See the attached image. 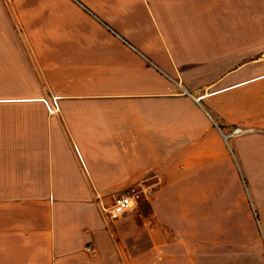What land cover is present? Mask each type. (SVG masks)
I'll list each match as a JSON object with an SVG mask.
<instances>
[{"label":"crops","instance_id":"0c3cea01","mask_svg":"<svg viewBox=\"0 0 264 264\" xmlns=\"http://www.w3.org/2000/svg\"><path fill=\"white\" fill-rule=\"evenodd\" d=\"M211 5L264 0H0V264H243L211 215L264 181V44Z\"/></svg>","mask_w":264,"mask_h":264},{"label":"rangeland","instance_id":"374dc122","mask_svg":"<svg viewBox=\"0 0 264 264\" xmlns=\"http://www.w3.org/2000/svg\"><path fill=\"white\" fill-rule=\"evenodd\" d=\"M16 7L22 8L24 6ZM210 7L211 14L214 13L213 15L217 16L218 14L216 13H219L222 17V13H224L227 17L226 20L229 19L228 17L230 14L233 15L235 13L236 16L241 19H239L238 22H226L232 25L239 24L243 33L249 30H257L259 46L264 44V5H259L257 7V20L250 19L249 5H234V10L225 5H211ZM230 24H227V30L231 28L232 30L234 29ZM253 55L254 53L247 54L248 57ZM258 55L261 56L263 53H259ZM242 131L236 135L241 134ZM240 173L242 175L240 182L241 188L240 192H237L236 195V206L230 203L231 198L229 196L220 197V205L226 211L225 217H223V215H220V217L211 215V222H215L213 226H221L222 220L224 223L222 224L223 229H210L209 255L212 256L213 253H216L217 245L214 247L212 243L216 242L218 232L220 231L221 236L222 231L225 239L224 248L227 255L236 250L237 252H241L243 264L248 263L250 260L257 262V264H264V220L261 218L262 211L264 212V181L254 182L250 180L244 173V166H241ZM133 199L132 211L136 210L138 207L146 208L148 206L147 202L141 198H137L136 202L135 198Z\"/></svg>","mask_w":264,"mask_h":264},{"label":"built area","instance_id":"2783aa9c","mask_svg":"<svg viewBox=\"0 0 264 264\" xmlns=\"http://www.w3.org/2000/svg\"><path fill=\"white\" fill-rule=\"evenodd\" d=\"M47 105L50 108V110L56 109L58 107L57 102H55V101H53L51 104L47 103ZM240 132H241V129H239V128H236L233 131L234 134H237ZM132 207H133V198L131 196L119 195V196L115 197L114 202H113L112 206L110 207V213L114 217L121 216L125 212L131 210ZM85 250L92 255L97 254L96 247L94 246L93 243H88L87 246L85 247Z\"/></svg>","mask_w":264,"mask_h":264}]
</instances>
